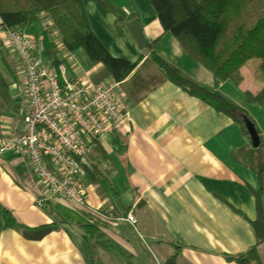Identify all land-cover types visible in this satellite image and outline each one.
I'll use <instances>...</instances> for the list:
<instances>
[{
	"label": "crops",
	"instance_id": "obj_1",
	"mask_svg": "<svg viewBox=\"0 0 264 264\" xmlns=\"http://www.w3.org/2000/svg\"><path fill=\"white\" fill-rule=\"evenodd\" d=\"M80 1L94 36L109 54L130 63L139 61L118 86L128 107L127 120L116 130L125 139L124 152H113L114 131L89 140L87 160L103 177L98 182L100 193L86 179L84 209L66 199H49L23 155L2 154L0 264H166L173 255L172 264H235L225 257L255 245L251 189L257 187L253 173L231 157L246 145L238 126L168 81L145 48L136 47L126 26L120 31L114 27L109 11L93 0ZM110 1L127 23L139 22L148 44L159 38L156 51L181 77L220 92L247 112L243 92L256 93L264 84V76L256 74L259 63L250 60L240 68L243 80L237 86L219 81L172 35L162 33L147 0ZM3 38L0 21V74L4 49L15 76L6 90L8 98L1 102L0 136L14 137L20 134L25 86L18 60ZM74 53L56 54L58 61L77 64L73 76L91 78L101 69L85 55L90 64L81 68ZM2 208L26 228L57 221L56 212L74 222L99 219L105 222L103 239L117 245L123 256L93 243L91 261L84 233L74 224H57L37 241L26 239L15 228L3 227ZM126 214L134 217V225L117 220Z\"/></svg>",
	"mask_w": 264,
	"mask_h": 264
},
{
	"label": "trees",
	"instance_id": "obj_2",
	"mask_svg": "<svg viewBox=\"0 0 264 264\" xmlns=\"http://www.w3.org/2000/svg\"><path fill=\"white\" fill-rule=\"evenodd\" d=\"M112 15L114 27L126 26V16L110 0H93ZM154 9L162 33H168L178 42L183 50L197 63L207 69L219 81H228L239 85L243 80L241 67L250 60L259 61V70L264 74V0H147ZM0 21L3 29L24 30L35 36H41L43 56L58 64L57 50L52 40V31L65 50L74 53L81 50L91 63L102 67L91 77L93 83H100L107 78L116 82L123 81L139 61L130 63L123 58H115L99 42L92 32L80 0H0ZM159 38L146 45L148 59L165 78L186 92L189 96L203 101L216 112L230 118L239 128L246 140V145L231 153V157L242 167L248 169L256 178V189H251L254 200L255 219L250 222L255 235V245L244 253L226 256L227 261L235 264H264V139L258 133L259 145L251 146L242 118L247 117L244 109L220 92L211 91L181 77L159 55L155 45ZM140 59V58H139ZM138 59V60H139ZM1 62L3 73L0 74V106L8 98L7 89L15 80L14 70L2 49ZM9 63V65H8ZM247 102H256L264 108V84L256 93L243 92ZM2 110V109H1ZM258 132V130L256 129ZM256 132V133H257ZM113 152L122 155L125 139L114 133ZM86 170V179L100 193L98 182L102 174L94 165ZM50 212V211H49ZM57 221L26 228L13 221L10 212L2 208L3 227L15 228L22 236L30 240H39L50 231L57 229V224L76 225L84 233L87 250L92 261L93 243L123 256L120 248L103 239L102 228L105 222L99 219L74 222L68 216L56 212ZM92 242V243H91ZM176 255L171 256L166 264H172Z\"/></svg>",
	"mask_w": 264,
	"mask_h": 264
},
{
	"label": "built area",
	"instance_id": "obj_3",
	"mask_svg": "<svg viewBox=\"0 0 264 264\" xmlns=\"http://www.w3.org/2000/svg\"><path fill=\"white\" fill-rule=\"evenodd\" d=\"M3 32L5 45L21 67L26 104L20 134L0 136V156L8 151L23 155L49 199L62 198L87 208L83 188L86 170L91 169L89 140L116 133L127 120L128 107L119 82L108 78L93 83L90 77L73 76L71 70L77 64L67 65L62 59L53 64L43 56L41 36L16 28ZM57 36L52 31L57 53H61L65 48ZM117 220L136 222L131 214Z\"/></svg>",
	"mask_w": 264,
	"mask_h": 264
},
{
	"label": "water",
	"instance_id": "obj_4",
	"mask_svg": "<svg viewBox=\"0 0 264 264\" xmlns=\"http://www.w3.org/2000/svg\"><path fill=\"white\" fill-rule=\"evenodd\" d=\"M126 28L129 34L131 35V37L133 38L135 44L137 45L136 47H138L139 49L146 48V45H148V42L146 41L144 35L142 34V29H141L139 22L132 21L130 23H127ZM241 121H243L245 129L247 131L246 134H248L251 146L253 148H257L260 141H259L258 133H256L257 131H256L254 124L247 117H243Z\"/></svg>",
	"mask_w": 264,
	"mask_h": 264
},
{
	"label": "rangeland",
	"instance_id": "obj_5",
	"mask_svg": "<svg viewBox=\"0 0 264 264\" xmlns=\"http://www.w3.org/2000/svg\"><path fill=\"white\" fill-rule=\"evenodd\" d=\"M74 60H76L81 68L84 69V64H87L89 66L88 60L84 57V54L81 50H78L74 53ZM255 63H259L258 60H253ZM257 75H263L259 70L256 72ZM253 75V74H252ZM241 94V93H240ZM245 104H248L247 107V115L250 116L252 123L254 124L255 128L258 130L257 133L261 136L262 139H264V108L260 107L256 102H245Z\"/></svg>",
	"mask_w": 264,
	"mask_h": 264
}]
</instances>
